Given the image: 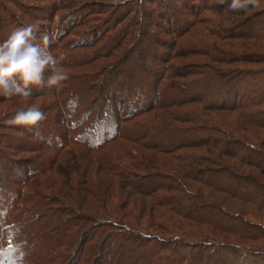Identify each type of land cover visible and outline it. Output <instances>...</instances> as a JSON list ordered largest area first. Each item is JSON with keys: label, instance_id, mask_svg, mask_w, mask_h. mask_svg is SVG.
Here are the masks:
<instances>
[{"label": "trees", "instance_id": "obj_1", "mask_svg": "<svg viewBox=\"0 0 264 264\" xmlns=\"http://www.w3.org/2000/svg\"><path fill=\"white\" fill-rule=\"evenodd\" d=\"M231 2L141 0L132 17L134 8L126 1L52 4L49 13L37 12L38 20L11 17L0 27L3 42L14 29L47 20L53 38L43 54L68 74L59 91L33 87L30 96L10 97L24 103L21 109L40 107L45 119L38 126L8 125L4 121L16 111L0 113V191H7L0 193V264H182V258L164 255L173 240L124 221L135 194L150 199L151 220L159 212L162 218L176 216L264 241V221L193 191L199 185L227 192L264 212V183L220 159L264 171L263 148L203 119L210 111L240 113L264 128V67L223 69L218 65L251 61L216 43L236 35L264 41V9L234 11ZM230 21L237 34L222 25ZM146 38L151 49L143 44ZM190 57L202 59L186 62ZM33 98L45 101L33 103ZM68 149L84 164L97 162L99 183L85 177L91 164L78 179L81 188L62 182L72 196L80 189L84 210L72 203L74 196L68 200L63 187L46 183L50 193L41 187ZM23 152L31 157L25 160ZM90 202L100 208L86 210ZM155 221L165 229V222ZM236 244L264 253V242Z\"/></svg>", "mask_w": 264, "mask_h": 264}, {"label": "rangeland", "instance_id": "obj_2", "mask_svg": "<svg viewBox=\"0 0 264 264\" xmlns=\"http://www.w3.org/2000/svg\"><path fill=\"white\" fill-rule=\"evenodd\" d=\"M128 2L129 5H131L132 8H134V11L131 13L130 17L136 15V11L138 7H140L141 0H0V27H5L8 25L11 21V17L13 19L16 17H21L23 22L28 23L29 21L26 19V15H31L32 17H35V20H38V16L36 15L37 12L47 9L48 13L51 11V5L52 4H58L60 7H75L77 5L82 4H102L106 5L110 2L112 3H119V2ZM183 6V3H180ZM264 9V0H259V7H255L252 9V11H257L258 13ZM6 10V11H5ZM29 10V11H27ZM41 15L42 12H39ZM62 13V11L57 12V18ZM254 13V12H253ZM256 13V12H255ZM213 16V14H211ZM257 15V14H255ZM129 17V18H130ZM218 17V16H216ZM255 17V16H252ZM10 18V19H9ZM10 20V21H9ZM43 26H40V33L48 32V26H50V23L47 22V20H41ZM30 24V23H29ZM226 29H231L230 31L238 32L235 26V24H232V21L224 22L222 23ZM198 29V27L196 28ZM137 31V29H135ZM194 31L192 32V35H194ZM207 34V32H206ZM237 34V33H236ZM164 38L172 39L169 35H163ZM149 38H146L144 40V45L150 48V42ZM152 41V40H151ZM216 43L220 45L223 49H228L237 52L238 54H244L245 56L250 59L251 62H235L230 65H224L219 64L223 69H230V70H236V71H243V70H251V69H258L260 67H264V41H255L253 39L239 37L236 35V37L226 38L225 40H219L216 39ZM152 44V42H151ZM126 49V48H124ZM151 49V48H150ZM167 49V48H165ZM254 58L256 60L254 61ZM199 59H202L201 57H190L186 59V62L192 61L195 62ZM33 103H42L45 101L43 98L32 99ZM24 103H20L17 101H13L10 99V97H6L3 95H0V113L2 111H18L22 108ZM203 119L205 122L215 126H220L222 128L228 129L230 131H234L236 137L246 139L247 141L253 142L256 144V146H259L260 148H263L264 150V128L253 126L248 122V120L241 115L240 113H225V112H204L203 113ZM75 149H68L67 153L64 154L60 160L56 163V166L54 167V172L50 174V176H46L42 178L43 186H41L46 192L50 193L51 191L49 189H45L46 183L52 184V188L56 190V187L61 186L67 191V197L68 200H72L73 196L71 188L66 186L68 182H72L74 186H78L81 188L80 183L78 184V179L81 178L84 169L86 168L87 164H91V172H89L88 175H85V177H88V179L100 182L98 175L96 174L97 169V162L96 160L86 161L84 162L80 159L78 156V153H76ZM21 157L25 158V160H28V158L31 157V153L23 152L20 154ZM20 156H17V159H19ZM226 165H229L231 167H234L239 173H242L244 175H252L254 178L258 179L260 182L264 183V171L258 166H252V165H245L240 163L238 160L231 159L228 157L220 158ZM91 162V163H88ZM27 165H23V167H26ZM102 178V176H101ZM52 179H55L56 183ZM98 179V180H97ZM108 181L109 178H107ZM62 182L64 183V186L62 185ZM102 182V181H101ZM36 185H38L39 181L35 180L34 182ZM117 184V182H115ZM68 185V184H67ZM100 184V189L106 193V189L104 186ZM60 188V187H59ZM116 188V187H115ZM7 189V188H5ZM199 191L201 195H203L205 198L216 202L217 204L222 205L225 209L233 211L235 213H241V214H247L250 217L260 219L261 221H264V212L256 209L254 206L237 199L236 197H231L227 192H214L209 189H206L199 185H193V191ZM113 191V190H112ZM0 193H3L4 195L7 194L6 190H1ZM75 196L74 200H72V203L75 204L78 208H83L81 204H79L78 198H80V189L77 188L76 191H74ZM73 193V194H74ZM114 201L115 204L118 205L121 203V198H119V191L114 190L113 192ZM90 199L92 200V196H90ZM145 201V204L143 205V202ZM93 202V201H92ZM90 207H86L85 209H92L97 208L99 205H95L94 203H87ZM150 205L151 201L150 199H146L144 197L137 196L136 194L132 196V200L127 204V211L124 213V221L127 223H130L131 225L137 227L138 229L143 230L147 233H157L160 236L164 238H168L170 240H173V244L168 246L167 249L164 250V255L168 256L169 258H182L184 264L185 257L181 255V253H190L193 252L194 258H192L191 262H197L198 258H202L204 255V249L201 248L198 249V247H201L203 245H207L206 243H215V242H226V244L229 243H238V242H246L249 244L254 245H260L262 241H249L244 238H240L237 235H231L230 233L226 231H222L220 229H216L214 227H211L209 225H206L204 223H198L196 221H190L187 219H182L179 217L171 216V218L168 216L166 218H162V216L159 214V212L155 213V217L159 222H165L166 227L165 229L158 228L156 224V218L154 220L150 219ZM115 206V205H114ZM100 208V207H99ZM116 208V206H115ZM84 210V209H82ZM92 212V211H91ZM120 212H123L121 210ZM142 212L146 214L147 216L140 215ZM190 246L189 245H193ZM201 244V245H199ZM197 246V248H195ZM209 246V245H208ZM262 246V244H261ZM264 246V245H263ZM262 246V247H263Z\"/></svg>", "mask_w": 264, "mask_h": 264}, {"label": "clouds", "instance_id": "obj_3", "mask_svg": "<svg viewBox=\"0 0 264 264\" xmlns=\"http://www.w3.org/2000/svg\"><path fill=\"white\" fill-rule=\"evenodd\" d=\"M250 6L259 7V0H232L229 5L234 11H247ZM52 38L53 34L48 32L40 34L39 23H30L14 29L6 40L0 42V95L27 97L33 87L57 91L63 87L68 74L57 66L51 55L43 54L50 47ZM44 119L43 111L33 104L16 111L4 122L31 129Z\"/></svg>", "mask_w": 264, "mask_h": 264}, {"label": "crops", "instance_id": "obj_4", "mask_svg": "<svg viewBox=\"0 0 264 264\" xmlns=\"http://www.w3.org/2000/svg\"><path fill=\"white\" fill-rule=\"evenodd\" d=\"M192 244L188 247L195 245ZM206 244L195 247L197 250L205 248L203 257L198 258L197 262H191L195 255L193 252L181 253L185 257L184 264H264V253L254 252L244 245L226 244L225 242Z\"/></svg>", "mask_w": 264, "mask_h": 264}]
</instances>
